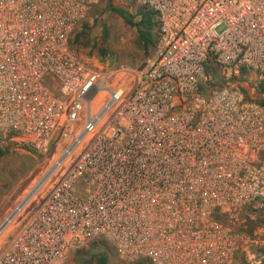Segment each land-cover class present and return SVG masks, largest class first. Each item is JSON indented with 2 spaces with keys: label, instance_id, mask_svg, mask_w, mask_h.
Returning <instances> with one entry per match:
<instances>
[{
  "label": "built area",
  "instance_id": "built-area-1",
  "mask_svg": "<svg viewBox=\"0 0 264 264\" xmlns=\"http://www.w3.org/2000/svg\"><path fill=\"white\" fill-rule=\"evenodd\" d=\"M117 1L157 17L136 77L73 48L99 0H0V139L58 151L0 264H64L96 240L123 264H263L244 217L264 209V106L230 81L264 76V0ZM208 64L228 72L206 91Z\"/></svg>",
  "mask_w": 264,
  "mask_h": 264
},
{
  "label": "rangeland",
  "instance_id": "rangeland-1",
  "mask_svg": "<svg viewBox=\"0 0 264 264\" xmlns=\"http://www.w3.org/2000/svg\"><path fill=\"white\" fill-rule=\"evenodd\" d=\"M115 3L119 4L116 0ZM109 4H112L111 0H99V4L90 12L88 19L77 29L73 41L75 36L82 32L84 25L88 27L85 36L80 38V44L75 45V43H73V48L79 58L87 63L94 62V58L99 60L96 57L97 53L93 50V46L102 45L101 38L103 30L106 29L109 33V37L105 47L108 48L109 54L107 58L99 61L108 64L111 68H128L130 71L134 72L133 76L136 77V74L147 69L153 60L154 54L150 53L149 56L143 57L144 54L137 43L138 36L136 29L126 26L120 16L108 10ZM116 4H114V6L119 7ZM134 12L133 10V13ZM138 20L137 18L136 21ZM84 41L90 42V45L86 48L82 47ZM222 71L228 72V70H222V68L213 64H208L206 66L207 81L204 86L206 91L213 86L225 84L223 80L219 79L221 75L220 72ZM230 83L231 87L241 83L238 88H236V92L242 93L246 98H249L248 93H251V95H253L252 97L255 98L264 95V76L260 77L259 74L253 71H240L238 75H235L234 78L231 79ZM242 84L246 90L242 88ZM251 90H253L254 93ZM257 103L264 106L261 102ZM56 136L57 135H55V137ZM0 153V218L7 219L17 206L19 204L21 205L37 186H39L40 182L44 181L41 178L49 168L52 157L54 154H57L58 151L54 147L50 155L46 157L37 153L31 146L23 143L21 140L4 141L0 139ZM28 174L30 175L28 179L25 180ZM51 186L52 183L40 189L38 193L36 192L37 194L35 193L36 196L34 197L35 200H32L33 203L30 208H28L27 211L22 214L23 216L21 215V218L9 226L0 236V256L10 244L19 226L24 223L37 204L42 201V197L48 193ZM17 197L19 199L16 208L11 209L6 215L5 213L2 214L3 207L7 206L13 198ZM96 243L102 244L103 248L109 252V264H123L117 257L112 245L102 240L92 241L80 248L70 251L64 264H97V262L92 259ZM234 264H246V262L239 257Z\"/></svg>",
  "mask_w": 264,
  "mask_h": 264
},
{
  "label": "trees",
  "instance_id": "trees-1",
  "mask_svg": "<svg viewBox=\"0 0 264 264\" xmlns=\"http://www.w3.org/2000/svg\"><path fill=\"white\" fill-rule=\"evenodd\" d=\"M112 4L108 5V10L117 14L121 17L126 26L136 29L137 31V43L144 56L147 57L150 53L154 54L155 45L158 39V22L155 13L150 11L147 8H137V7H126L122 4L115 3V0H111ZM114 4L119 7L114 6ZM133 10L135 11L133 13ZM139 19L136 21V19ZM88 30L87 26H83V30L80 34L75 36L73 43L75 45L80 44V38L84 37L86 31ZM109 33L105 29L103 30L101 42L102 45H94L93 50L97 53V58L99 60H104L108 56V48L105 47L106 42L108 41ZM86 41V40H85ZM83 42L82 47H88L90 42ZM264 105V100L261 101ZM1 154V153H0ZM250 214V216H249ZM245 219V228L246 232L252 235L254 232L264 229V209L256 210L254 208L250 209L244 217ZM95 252L92 254V259L97 262V264H109L110 254L103 248L102 244L96 243Z\"/></svg>",
  "mask_w": 264,
  "mask_h": 264
},
{
  "label": "crops",
  "instance_id": "crops-1",
  "mask_svg": "<svg viewBox=\"0 0 264 264\" xmlns=\"http://www.w3.org/2000/svg\"><path fill=\"white\" fill-rule=\"evenodd\" d=\"M239 84H241V83H238V85H237V87L239 86ZM242 88L243 89H245L246 90V88L244 87V85L242 84ZM251 91H253V90H251ZM248 92V91H247ZM253 93H254V91H253ZM252 93V94H253ZM249 94V100L250 101H257V102H261V101H263L264 100V95H261V96H259L258 98H255V97H252L253 95H251V93H248ZM31 174V173H30ZM30 174H28L26 177H25V180H27L28 179V176L30 175ZM32 177V176H31ZM18 197L17 198H13V200H11V202H9L8 204H7V206H4L3 207V209H2V214L3 213H5V215H6V213H8L11 209H15L16 208V204H17V202H18ZM4 217V216H3ZM6 219V218H5ZM4 218L2 219V218H0V226L5 222L4 220H5Z\"/></svg>",
  "mask_w": 264,
  "mask_h": 264
},
{
  "label": "bare ground",
  "instance_id": "bare-ground-1",
  "mask_svg": "<svg viewBox=\"0 0 264 264\" xmlns=\"http://www.w3.org/2000/svg\"><path fill=\"white\" fill-rule=\"evenodd\" d=\"M46 179V178H45ZM45 179H44V181H45ZM43 180V179H42ZM41 180V181H42ZM44 181L43 182H40V184H39V186H37V188L25 199V201L21 204V206H20V208H18L13 214H12V217L13 216H15L16 214H17V212L23 207V206H25L28 202H30L35 196H36V194L40 191V189H41V187L43 186V183H44ZM37 192V193H36ZM36 193V194H35ZM34 195V196H33ZM11 218H9V220H10ZM7 224V223H6ZM5 224V225H6ZM4 229V228H3ZM3 229H1L0 230V232L3 230Z\"/></svg>",
  "mask_w": 264,
  "mask_h": 264
},
{
  "label": "water",
  "instance_id": "water-1",
  "mask_svg": "<svg viewBox=\"0 0 264 264\" xmlns=\"http://www.w3.org/2000/svg\"><path fill=\"white\" fill-rule=\"evenodd\" d=\"M4 224H5V223H3V224L0 226V230L3 229V227L5 226Z\"/></svg>",
  "mask_w": 264,
  "mask_h": 264
}]
</instances>
